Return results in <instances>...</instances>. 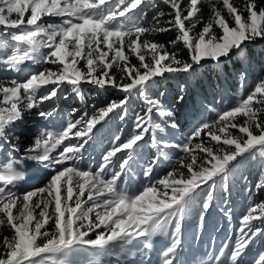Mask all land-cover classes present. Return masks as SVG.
Returning a JSON list of instances; mask_svg holds the SVG:
<instances>
[{
    "label": "snow or ice",
    "instance_id": "6c2138e0",
    "mask_svg": "<svg viewBox=\"0 0 264 264\" xmlns=\"http://www.w3.org/2000/svg\"><path fill=\"white\" fill-rule=\"evenodd\" d=\"M148 9L155 11L151 26L145 27L140 21L147 18ZM45 17L60 18V23H45ZM171 31L176 36L168 44L177 47L182 43L188 60L177 58L164 43L140 39ZM258 40H264V2L258 0L240 4L235 0H0V52L5 53L0 55V66L11 71H20L28 62L57 66L23 81L0 80V147L9 153L0 167V228L8 231L7 235L0 233V264H61L57 257L76 246L107 250L134 238L167 234L173 226L162 264H175L181 221L198 190L204 191L202 208L207 212L217 182H224L227 189V177L238 164L256 157L264 164V79L211 124L197 126L182 146L157 140V132H164L165 127L176 129L178 124L173 109L149 92L158 86V78H167L165 74H191L205 60L215 62L218 68L234 56L243 63L248 59V45ZM41 49L49 51L41 53ZM131 55L139 60V67L130 64ZM80 61H84V69L78 66ZM114 68L121 73L119 77ZM85 84L99 90L111 87L124 95L96 114L84 112L58 128L41 130L25 149L26 159L54 167V172L45 187L16 195L12 187L24 176L17 166L23 165L25 158L17 157L19 139L14 143L9 132L24 111L59 98L66 90L83 99ZM134 97L141 98L145 107L142 115H135L133 133L123 140L115 136L96 169L81 168L79 162L93 130L110 114L124 120ZM184 99L183 94L178 95L175 103ZM37 114L50 120L56 109ZM154 114L163 118L164 126L154 122ZM239 117L242 123H237ZM149 133L160 156H166L164 149L174 147L189 154L190 161L181 162L188 175L170 171L158 181L163 190L153 185L130 196L118 181ZM202 134L209 142L201 140L192 147ZM57 149L62 150L54 155ZM151 171L149 165L144 175ZM256 188L264 189V167ZM200 220H204L203 212ZM50 221L54 225L51 231L46 227ZM240 223L234 244L225 242L210 264H245L243 257L250 245L264 237V201L251 205ZM145 247H151L150 240ZM252 264H264V251Z\"/></svg>",
    "mask_w": 264,
    "mask_h": 264
},
{
    "label": "rangeland",
    "instance_id": "374dc122",
    "mask_svg": "<svg viewBox=\"0 0 264 264\" xmlns=\"http://www.w3.org/2000/svg\"><path fill=\"white\" fill-rule=\"evenodd\" d=\"M165 10L167 9L165 8ZM147 11V18L140 21V24L145 27H150L151 16L155 10L148 9ZM202 11L206 19L208 15L207 8ZM128 15L131 16V13ZM163 19L167 20L168 17L165 16ZM121 21L123 23H128L125 18H121ZM44 22L60 23V18L45 17ZM199 27L200 25H198V28ZM175 36L176 32L171 31L167 33L146 34L145 36H141L140 39L141 41L148 39L154 42L164 43L168 51L175 52L177 58L183 60L182 56L178 55L181 53L179 48L184 47L183 44L181 43L177 47H173L168 44V41L175 39ZM263 41L264 40H258L249 44L247 50H251L250 48H262ZM47 51L49 50H40L41 53H47ZM4 54V52H0V55ZM37 55L39 57V53ZM40 58L42 59V57ZM129 62L131 65L139 67L140 62L135 55L129 56ZM208 63L216 65L215 62L209 60L201 62L202 66ZM226 63L229 64L231 62L226 61ZM78 66L84 69V61H80ZM56 67V65L52 64L28 62L21 66L20 71H11L5 70L3 66H0V80L9 81L11 79H16L18 81H23L35 72L48 68L56 70ZM200 67V65H197L195 67V71L191 74L180 73L175 75L181 76L185 79V82L188 85L187 94L191 91L193 76L196 72H198L199 69L197 68ZM112 71L117 77L121 75V73L115 68ZM165 76L167 77L170 75L165 74ZM164 79L166 78H158L159 83H161ZM261 79H264V76L260 77L259 71L246 69L245 72L237 78L232 92H230L227 97H219L218 94L216 96H204L197 103H194L188 111L181 112L180 110L178 113L179 116H176L173 109L174 119L177 122L178 127L176 129L165 127L164 132H157V140L162 139L169 143L182 146L197 126L204 122L211 124L212 121L217 118L219 113L230 109L241 99L245 98ZM48 87H51V85ZM90 88L97 89L94 86L85 84L82 87V93L84 91H94ZM109 90L110 92H119L120 97H110ZM100 91L102 93L106 92L108 98L104 99V103L98 108H89L88 105L84 103V99L75 96L67 90L60 94L59 98H54L52 101H47L45 103L56 104V102L61 103L63 101H71L74 105H76L77 97L80 100V105L84 109V112H87L89 115H93L96 114L98 109L105 107L109 101H119L124 95L122 92L111 87H107L105 90ZM41 92H43V89H41ZM114 95H116V93H114ZM149 95L152 97L151 90ZM161 101L166 107H169L167 102L163 100ZM43 105L39 108L24 111L22 118L15 123L9 132V135L12 137L14 143L17 139L16 134L19 131L18 129L26 127L25 119L27 118H31L33 120L28 125L29 128L24 132L37 133L36 136L45 128L55 129L66 124L69 119H78L72 118L69 111H63V113H61V110L57 111L58 107H52L49 110L55 108L56 114L50 120H44L37 114L42 110ZM144 107L145 105L143 100L139 97H134L129 102L128 115L124 120H121L115 114H110L108 118L101 121V123L96 126V129L93 130L94 135L89 141V144L86 145L84 158L79 162L80 167H91L96 169L101 163V156L112 146L113 138L115 136L119 135L123 140L128 138L133 133L135 115L137 113L142 115V109ZM153 120L154 122L161 123L162 126H164L163 118L154 114ZM232 131L234 133L236 132V130ZM201 140L207 144L209 142V137L202 134L201 138L193 140L192 147H194L197 142H201ZM19 147L20 153L17 154V157H24L25 161L23 165L17 166V170L22 171L24 176L22 180L18 181L15 186L12 187V191H14L16 195L22 196L26 192L45 187L54 172V167L46 168L34 161L27 160V153L25 152V149L29 148V146L23 147L19 144ZM60 150L62 149H57V151L53 154L58 155ZM164 151L166 156H160L158 148L152 146L151 133L147 134L144 141L140 142V147L133 154V159L129 162L130 166L128 167L126 173L123 174L122 178L118 181L119 187L122 190H125L128 195L132 196L138 194L145 187L153 185L157 186L158 181L163 179L168 172L176 170L174 169V166L176 165L177 160L182 154H185L182 147L166 148ZM8 154L9 153H7L5 149L0 147V167H3L5 164L4 156ZM197 155L202 156V154L199 155V153H197ZM149 165H151L152 171L149 176H145L144 170ZM262 167H264V164H262L259 157L244 160L238 164L227 177V189L224 187V182H217V186L213 192V200L207 212H204L202 208L203 201L206 199L204 191L198 190L199 195L197 199L186 211L183 220L181 221V245L177 252L175 264H210V261L218 254L219 249L225 242L234 244L235 238L238 235V229L241 226V217L246 214L251 205L264 201V189L256 188V185L261 179ZM116 170H118V168ZM107 178H110V174ZM159 188L163 190L162 185H159ZM169 195H171L170 190ZM202 212L204 215L203 221L200 220ZM255 223L259 224V221H256ZM46 227L50 231L54 230V225L51 221ZM0 230L4 233V235L8 234L7 229L0 228ZM105 231L107 230L105 229ZM173 231L174 226L167 229V234L157 233L150 238H134L130 243L118 244L107 250L88 246H76L73 251L67 254L59 255L57 259L61 262V264H117V259L119 260V264H162V254L172 241L171 233ZM90 236L91 238H95V233H91ZM149 240L151 242V247L146 248L145 244L149 243ZM256 245L258 247L257 253L264 251V248L262 250L264 237L256 239L250 247H254ZM257 255L258 254L253 253L245 255L243 260H245L247 256L250 260H254Z\"/></svg>",
    "mask_w": 264,
    "mask_h": 264
},
{
    "label": "trees",
    "instance_id": "16d2710c",
    "mask_svg": "<svg viewBox=\"0 0 264 264\" xmlns=\"http://www.w3.org/2000/svg\"><path fill=\"white\" fill-rule=\"evenodd\" d=\"M237 4L242 3V0H235ZM258 2H264V0H258ZM181 53L178 55L182 56L183 60H188V50L185 47L179 48ZM251 50H247L248 59L241 63L238 57H234L230 60L231 63L227 64L226 62L221 65V67H217L216 65H211L210 63L201 66L198 72H196L193 76L192 83H191V91L187 94L188 85L185 82V79L181 76H167L161 83L158 84L157 87L151 89L152 97L159 98L165 102H167L168 106L174 109L176 116H179V111L185 112L194 104L201 100L204 96H218L227 97L234 85L236 84L237 78L240 77L245 70L253 69L254 71H259L260 77L264 76V41L263 46L260 49L250 48ZM92 89V88H90ZM94 91H84L83 92V99L84 103L88 105L89 108L100 107L101 104L104 103V99L108 98L106 92L102 93L98 89H92ZM116 93V95H114ZM163 93L164 95H160ZM183 94L185 99L183 103L177 104L175 103V97L178 95ZM109 95L112 98L120 97L119 92H110ZM123 96L120 98L122 99ZM52 107H58V110L69 111L70 116L72 118H79L83 113L84 109L80 105L79 98L76 97V105L73 104L71 101H63L61 103L56 102L54 103H45L42 107V110L49 111ZM73 109L77 111L74 113ZM242 117L237 119V123H242ZM33 119L27 118L25 119L26 127L23 129H18L16 136L19 139V144L23 147L31 146L33 144V139L36 137L37 133H28L24 132L29 128V124ZM17 140V139H16ZM198 143V142H197ZM199 155H201L199 153ZM190 161V156L188 154H182L176 162L174 166L175 172L178 171L183 172L185 176L188 175L187 169L182 167V163H188ZM178 178V177H177ZM159 187V185H157ZM5 231V230H3ZM0 233L4 234L3 232ZM264 245L262 247V250ZM261 249V247H260ZM258 247L257 245L254 247H250V250L247 252L246 255L250 254H258ZM245 257V255H244ZM244 262L246 264H252L253 260H250L247 256Z\"/></svg>",
    "mask_w": 264,
    "mask_h": 264
}]
</instances>
